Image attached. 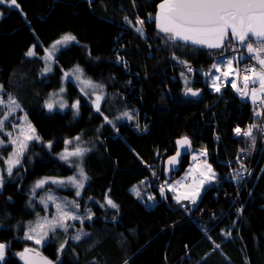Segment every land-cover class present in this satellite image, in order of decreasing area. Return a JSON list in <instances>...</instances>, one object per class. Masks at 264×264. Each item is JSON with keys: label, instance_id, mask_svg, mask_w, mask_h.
Masks as SVG:
<instances>
[{"label": "trees", "instance_id": "trees-1", "mask_svg": "<svg viewBox=\"0 0 264 264\" xmlns=\"http://www.w3.org/2000/svg\"><path fill=\"white\" fill-rule=\"evenodd\" d=\"M17 2L19 9L0 5V85L5 98L10 93L17 99L22 111L16 115H27L43 143L29 146L22 169H14L0 191V243L9 246L4 264H22L17 252L34 244L24 239L27 224L37 219V212L51 216V206L48 213L38 202L35 208L28 206L31 190L38 179L65 180L74 174V166L57 155L77 136L96 142L84 161L89 182L78 199L92 212L81 226L89 235L76 242L71 229H58V239L50 233L41 254L58 264H264V133L257 139L253 129L259 146L253 155L251 138L234 131L251 124L264 128V116L256 117L251 102L230 85L211 92L206 73L222 52L162 45L155 21L148 19L162 0ZM125 16L133 24L137 17L143 19L146 37L126 24ZM65 35L74 36L75 42L59 49L65 48L53 73L43 76L45 49ZM33 46L37 55L28 57ZM76 66L105 86L101 111L115 127L70 81L65 100L70 105L79 100V114L69 106L65 112L46 109L51 94L65 83L63 73ZM187 66L195 72L187 73ZM187 79L192 80L188 87L203 91L201 99L185 97ZM124 112L134 121L117 119ZM182 137L191 139L194 150L207 151L218 173L217 183L204 190L196 205L178 204L168 191L162 197L158 191L164 185L153 173H163L160 164L175 154V142ZM14 150L9 143L0 148L1 166ZM189 157L173 179L182 174ZM147 185L158 202L147 200ZM36 193L38 199L44 190ZM60 194L76 200L73 190ZM65 240L64 251L58 253Z\"/></svg>", "mask_w": 264, "mask_h": 264}, {"label": "snow or ice", "instance_id": "snow-or-ice-1", "mask_svg": "<svg viewBox=\"0 0 264 264\" xmlns=\"http://www.w3.org/2000/svg\"><path fill=\"white\" fill-rule=\"evenodd\" d=\"M0 5L14 7L16 9L20 8L17 0H0ZM0 15H2V13H0ZM148 19L155 21L158 32L162 34L166 45L180 47L190 44L206 49L222 50L228 47L235 52L237 48L232 45L233 41H236L239 46L246 48L250 59L255 60L256 66L242 69L234 68V60L238 65L239 58H225L221 59L219 63L212 65V68L215 69V73H219V75L213 72H209L206 75L211 79L212 87L216 92L221 91V84L217 82L222 81L225 85L230 84L241 97H250L253 105L264 109V0H162L158 6L157 14L154 17L149 16ZM124 20L126 24L134 28L136 33L143 35V26L145 24L143 19L137 17L135 19V24H133V21L127 16L124 17ZM75 39L74 36L65 35L52 45V49H56L57 45L67 46L69 42L75 41ZM34 49L35 46L30 48L26 55L28 57L37 55ZM45 51L47 52V56L43 57V59L54 62L52 51L47 49H45ZM118 62L123 63L122 58H118ZM221 66H223L225 70L222 71ZM188 70L191 71V68ZM43 71L44 73L51 72V64H48ZM241 73H243L242 86L238 87L237 81L241 79ZM70 75H75V80L79 81L84 86L81 88L82 92L85 91V88L91 89V92L86 94L95 95L93 101L95 111L103 116L106 123L115 127L113 120L104 116L101 111V101L104 100V85L95 83L90 78H83L84 73L79 66H76L72 73H63L65 79H68ZM185 83L187 84V80H185ZM250 85H252L251 89ZM60 91L63 92L64 89L61 88ZM0 93H4L3 85H0ZM189 94L192 96H199L200 93L194 91L190 87H186L185 95ZM6 96L7 99H5L4 95H0V115H2V118H0V133H4L6 127L5 121L8 120V117L18 111H22L19 102L14 96L10 93H7ZM45 106L49 112H52L55 107L51 101L47 102ZM59 107L63 109L68 107V105L66 102H60ZM72 108L75 110L74 115H78L80 101L76 100L72 104ZM255 116H264V112L256 111ZM123 117L129 120L132 119V115L128 112H124L122 117H117V119ZM24 119L27 121L26 114ZM261 123H264V121H261ZM11 126L16 127L15 124ZM256 127V124H251L243 133L239 127L235 128L234 131L237 135L242 134L245 137L251 138V144L254 145L255 137L253 136V129ZM260 131L264 133V128H261ZM6 135L11 136L12 133L9 132L6 133ZM75 139L79 141L80 137L77 136ZM34 140L42 142L40 136L36 134V129L32 126L31 122H27L26 126L20 129L19 135L10 141L11 144L16 145V148L6 161V169L0 170V189H3L5 185V174L7 177H12L14 169H22L24 154L28 150L29 142ZM67 143L70 144L72 141H67ZM177 144L181 148L185 146L190 147L191 141L188 137H183L177 141ZM2 147H4V141L0 139V148ZM47 147L50 149L52 147L51 143H48ZM87 151V149L79 146L71 152L66 149L60 155V159L70 165L79 164ZM206 154V152L201 153V155L205 156ZM179 156L180 152L177 151L176 155L171 157L167 163L169 165L176 164ZM72 157L77 159L73 161L70 159ZM192 159L197 160V156L193 155ZM190 173V185L186 186V191L178 193L174 197L178 204H181L183 201H189L190 204L196 205L204 185L211 184L216 179V173L213 171L212 166L206 161L190 169ZM235 178L239 180L242 177L238 174ZM87 180L88 176L82 167L79 168V179L77 176H72L67 181L52 177L38 179L31 190L32 199L29 201L28 206L30 208H35V202H38L43 206L45 213H48L50 206L54 207L55 211L51 218H49L47 214L40 216L37 212V219L34 223H29L28 232L24 235V239L31 240L36 245H42L44 241L48 239L49 233L55 236L58 229L62 233H68L69 229H76V221H79V223L83 225L85 220H91L92 216L90 213L86 215L78 213L80 205L75 200L61 202L53 194V189L45 187L46 185H57L58 187L71 185L77 189L75 195L80 196ZM180 184L181 182L178 181L177 185ZM177 185L170 186L168 190L176 192ZM37 189L44 190V194L38 199L36 193ZM134 191L137 197H140L139 190L134 189ZM160 194L162 196L164 195L163 186L160 189ZM148 199L154 198L149 197ZM107 204L113 209H118V205L111 199L107 200ZM240 211H242V209ZM88 235L89 233L81 228L79 231H75V234L70 238L79 242ZM230 235L231 232L229 231L227 236ZM66 244L67 240L60 244L58 253L64 251ZM8 247V245L0 243V264H4L5 262V255ZM215 247L219 248L220 245L217 244ZM16 255L19 256L24 264H53L52 261L43 257L39 251L31 247H25L23 252L17 253Z\"/></svg>", "mask_w": 264, "mask_h": 264}, {"label": "rangeland", "instance_id": "rangeland-1", "mask_svg": "<svg viewBox=\"0 0 264 264\" xmlns=\"http://www.w3.org/2000/svg\"><path fill=\"white\" fill-rule=\"evenodd\" d=\"M158 12V11H157ZM144 28V27H143ZM157 28V27H156ZM157 32H158V29H157ZM158 35L160 36V37H162V40H161V43H162V45H165V46H168V45H166L165 43H164V39H163V36H162V34H160L159 32H158ZM143 36L144 37H146V32H145V30H144V33H143ZM158 36V37H159ZM73 42H75V41H72V43ZM71 43V44H72ZM233 43H235L234 41H233ZM70 44V45H71ZM232 46H237V45H232ZM62 47H65V46H63V45H57V48L56 49H52V46L50 47V48H48V50H50V51H52V54H53V57H54V62L53 61H47V60H45V59H43L44 61H45V67L48 65V64H51V66H52V71L51 72H48V73H44V71H43V76H48L49 74H51V73H53V71H54V69H55V63H56V58H57V56L60 54V52L63 50V49H65V48H67V47H69V46H67V47H65V48H63V49H61L60 51H59V49L60 48H62ZM172 47V46H171ZM193 47H195V48H201V49H206V48H203V47H196V46H193ZM254 47H255V45H254ZM231 48H228V47H226L225 49H206V50H210V51H217V52H222V54L221 53H219V56L218 57H216L215 58V60H214V62H213V64H217V63H219V61L221 60V59H225V58H229V59H233V58H236L234 55H233V53H232V51L230 50ZM239 49H241V51L243 52L242 53V56H241V59H242V61H244L245 59H246V56L247 57H249V54L247 53V51H246V48H241V47H239ZM59 51V52H58ZM58 52V53H57ZM221 54V55H220ZM47 56V52H46V54H45V56L44 57H46ZM250 59V58H249ZM251 60H254V59H251ZM254 62H255V60H254ZM256 63V62H255ZM234 68H243L244 66H246V67H248V63H246L245 65H243L242 67L238 64H236L235 63V60H234ZM74 69V68H73ZM73 69H69V70H66L65 72H69V73H72V71H73ZM83 70V69H82ZM209 71L207 72V73H209V72H213V73H215V69H213L212 68V66H211V68L210 69H208ZM221 70L223 71V70H225L224 68H223V66H221ZM83 73H84V77L83 78H88L87 77V75L85 74V72L83 71ZM206 73V74H207ZM216 75H219V73H215ZM242 76H243V73H241V79L239 80V81H237V84L239 83V87H241L242 86ZM187 77V76H186ZM188 78V77H187ZM206 83H209V87H210V89H211V92H213V93H220L221 91H222V88L224 87V86H227V85H230V84H227V85H225L222 81H218L217 83H220L221 84V91L220 92H216L215 90H214V88L212 87V82H211V79L206 75ZM63 81L65 82V83H63V85H62V88L64 89V91L63 92H61V91H57V92H54L53 94H51V96L49 97V99H48V101L47 102H49V101H51V102H53V104L55 105V107H54V110L52 111V112H55V111H62V112H65L66 110H68V108L66 107V108H63V109H61L60 107H59V104H60V102H66L67 103V105L69 106V107H72V105H70V103L68 104V102H67V100H65V96H66V94H67V92H68V89H67V82L68 81H70V82H73L77 87H78V89H79V91L81 90V88H83L84 86L79 82V81H77V80H75V75H70L69 76V78L68 79H65L64 78V76H63ZM192 80H189V79H187V87L188 86H190L192 83ZM105 87V86H104ZM251 87H252V85H250V89H251ZM4 88V87H3ZM91 92V89H87V88H85V91H80V93H82L83 95H84V97H87L88 98V100H93L94 101V99H95V95H87L86 93H90ZM6 92H5V88H4V93H0V95H4ZM98 94V93H97ZM103 94H104V99H105V97H106V93H105V89L103 90ZM240 95V94H239ZM89 96H91V98L89 97ZM5 99H7V98H5ZM242 99L244 100V101H246V99L247 100H249L250 102H251V99H250V97H246V99H245V97H242ZM90 100V101H91ZM46 102V103H47ZM102 103H103V100L101 101V105H102ZM251 104H252V102H251ZM46 107V106H45ZM258 106H256V105H253L252 104V108H253V112H254V114H255V112L257 111V108ZM47 109V108H46ZM73 109V108H72ZM73 111H75L74 109H73ZM19 112V111H18ZM18 112H16V113H14L13 115H11V116H9L8 117V122H7V124H5L6 125V127H5V129H4V133H0V139H2L3 141H4V147H5V145H7L8 143L9 144H11L10 143V141L12 140V139H14L17 135H19V132H20V129L22 128V127H25L26 126V124H27V122H31L29 119H28V117H27V121H25V119H24V116H25V114H23V115H20V116H18V115H16ZM1 117L0 118H2V115H0ZM13 116V117H12ZM125 119H127V118H121L120 120H125ZM127 120H129V119H127ZM132 120V119H131ZM7 121V120H6ZM5 121V122H6ZM132 121H134V119L132 120ZM13 124H15L16 125V127H12L11 125H13ZM32 124V123H31ZM257 125V127H259V125H260V127H261V124H256ZM32 126H33V124H32ZM34 127V126H33ZM35 128V127H34ZM9 130H12L11 132L9 131ZM12 133V135L11 136H8V135H6V133ZM36 134H37V132H36ZM38 135V134H37ZM2 137H7L8 139H6L7 141H9V142H7V141H5ZM99 141V140H98ZM34 142H36V143H39V144H42L43 142H40V141H30L29 142V146L30 145H32V144H34ZM12 145V148L13 149H15L16 148V145H13V144H11ZM29 146H28V149H29ZM46 146H47V144H46ZM77 146H79V147H81V148H84V149H87L88 151L85 153V155L83 156V158H82V161L79 163V164H72L73 166H74V174L73 175H71V177L72 176H77V178L79 179V168L80 167H82L83 169H84V172L86 173V171H85V167H84V161H85V158L88 156V154L89 153H91L92 151H95L96 150V142H92V143H90V142H88V141H82L81 140V138H80V140L79 141H77L76 139H73L72 140V143H70L69 145H68V148H67V150L69 151V152H71V151H74L75 150V148L77 147ZM3 148V147H2ZM65 151V150H64ZM63 151V152H64ZM27 152V151H26ZM25 152V153H26ZM63 152H61L60 154H58L57 156L60 158V155L63 153ZM204 152H206L207 154H206V156L205 155H201V153H204ZM193 155H196L197 156V160H193L192 159V157H193ZM208 157H209V155H208V152L207 151H205V150H203V149H195L192 153H191V155H190V157H189V161H190V163L184 168V171L182 172V174L180 175V176H176L172 181H163V180H161V176H163V173H159V171H154L153 173H154V175L156 174L157 176H158V181H160V182H157V183H159V184H163L164 186V195L162 196L161 194V196L162 197H165V194H166V191H168L170 194H172V196L173 197H175V195L176 194H178V193H182V192H184V191H186V186L187 185H190V183H191V173H190V169H193L197 164H203L205 161H206V159H208ZM71 160H76L77 158H75V157H72V158H70ZM199 159H205V161L204 162H201V163H198L197 161L199 160ZM8 160V159H7ZM6 160V161H7ZM61 160V159H60ZM63 161V160H62ZM208 164H210L211 166H212V164L207 160L206 161ZM160 166H162L163 167V163L162 164H160ZM6 167H7V163H5V166H1L0 165V170H3V169H6ZM212 169H213V171L216 173V179H215V181L214 182H212L211 184H205L204 185V187L201 189V194H200V197H201V195H202V193L204 192V190L206 189V188H208V187H210L212 184L213 185H215L216 183H217V178H218V173L216 172V170L214 169V167L212 166ZM86 175L88 176V174L86 173ZM70 178V177H69ZM68 178V179H69ZM6 179H7V176H6V174H5V183H6ZM68 179H65V181H67ZM178 181H180L181 182V184L180 185H177V182ZM89 182V176H88V180H87V182L85 183V185L87 184ZM172 185H177V191L176 192H172V191H169L168 190V188L170 187V186H172ZM148 187H149V185H147V186H145V189H146V192H148V198L149 197H153L154 199H147L149 202H153V203H156V202H158L159 201V199H158V196H157V194L155 193V192H153V188L151 187V189H148ZM49 188H51V189H53V194L58 198V200H60L61 202H64V201H73V199H71V198H69V197H67V196H62L61 194H60V191H62V190H64V191H69V190H73V191H75V193H76V191H77V189L75 188V187H73V186H71V185H66V186H64V187H58L57 185H52L51 187H49ZM0 191H2V189H0ZM83 191V190H82ZM82 191H81V193H82ZM151 192V193H150ZM158 192H160V190L158 191ZM44 194V193H43ZM81 196V195H80ZM80 196H76V202L77 203H79L78 202V199L80 198ZM200 197H199V199H200ZM198 199V200H199ZM174 200H175V198H174ZM197 200V201H198ZM175 202H176V200H175ZM190 204V202L189 201H183L182 203H181V205H189ZM80 205V204H79ZM190 205H192V204H190ZM52 207V206H51ZM53 208V211H51V216H52V214L54 213V211H55V209H54V207H52ZM48 212H49V210H48ZM78 213L79 214H81V215H86V214H92V212H91V209H89L88 207H85V208H83V207H79V209H78ZM51 216H49V218H51ZM92 216V215H91ZM36 221V219L34 220V221H32L33 223ZM86 221V220H85ZM30 223V222H29ZM29 223L27 224V228H28V226H29ZM69 223H71V222H69ZM76 223V229L75 230H73V229H71L72 230V233H71V236H73L74 234H75V231H79L80 230V228H81V226H83V225H81L80 223H79V221H76L75 222ZM27 232H28V230H27ZM50 234V233H49ZM227 236V235H226ZM49 237V236H48ZM54 238L55 239H58V235L56 234L55 236H54ZM46 241H44V243H45ZM61 242H62V240H61ZM44 243L42 244V245H36L35 243L32 245V246H28V247H31V248H34L35 250H37V251H39L40 252V248L44 245ZM17 253H20V252H17ZM6 255H7V250H6ZM6 255H5V257H6ZM56 262V264H58V262L57 261H55Z\"/></svg>", "mask_w": 264, "mask_h": 264}, {"label": "water", "instance_id": "water-1", "mask_svg": "<svg viewBox=\"0 0 264 264\" xmlns=\"http://www.w3.org/2000/svg\"><path fill=\"white\" fill-rule=\"evenodd\" d=\"M236 44H237V42L236 41H234ZM190 45V44H189ZM238 45V44H237ZM191 46H194V45H191ZM196 47H199V46H196ZM241 47V46H240ZM241 48H243V47H241ZM239 58V57H238ZM238 85V87H239V83L237 84ZM194 91H197V90H194ZM200 94H199V96H192V95H185V97L187 98V99H191V100H194V101H197V100H199V99H201V97H202V95H203V91H198ZM246 101H248L247 99H246ZM183 138V137H182ZM182 138H180V139H182ZM180 139H178V140H180ZM190 141H191V139L190 138H188ZM177 140V141H178ZM177 141L175 142V146H176V152L177 151H179L180 152V156L177 158L178 159V162L176 163V164H174V165H169L168 163H167V161L171 158V157H173V156H175L176 155V152H175V154H173V155H171L170 157H168L165 161H164V163H163V177H164V179L166 180V181H172L173 180V177L175 176V175H177L178 173H180V171H181V168H182V164H183V162H184V160H185V158L186 157H188V156H190L191 155V153L194 151V145H193V143H192V141H191V146L190 147H188V146H185L184 148H181L178 144H177ZM41 254V253H40ZM43 257H46V258H48L47 256H45L44 254H41ZM50 261H52L53 262V264H56L53 260H51L50 258H48ZM21 260V259H20ZM21 263L22 264H24V262L21 260Z\"/></svg>", "mask_w": 264, "mask_h": 264}, {"label": "built area", "instance_id": "built-area-1", "mask_svg": "<svg viewBox=\"0 0 264 264\" xmlns=\"http://www.w3.org/2000/svg\"><path fill=\"white\" fill-rule=\"evenodd\" d=\"M234 45H237L236 43H233ZM233 47H236L237 48V51H235V52H233L231 49V51H232V53H233V55L236 57V58H238L239 57V59L242 61V59H241V56H242V51H241V49H239V45H237V46H233ZM250 57H247L246 56V59L244 60V61H242V64L240 65L241 67L243 66V65H245L246 63H248V68H251L252 66H256V63L254 62V60H251V59H249ZM246 66H244L243 68H245ZM189 68H191V71H189L188 69ZM242 69V68H241ZM186 72L187 73H194L195 72V69L192 67V66H187L186 67ZM257 109V111H261V112H264V109H261V108H259V107H257L256 108ZM263 117V116H262ZM247 129V128H246ZM246 129H244V130H242V133H243V131H245ZM260 129H261V127H260V125H259V127H256L255 128V130H257L258 131V133H257V139H259V137H260V135H262L261 134V131H260ZM241 136H244V135H242L241 134ZM258 151H259V146H258V144L255 142V144L254 145H252V153H253V155H256L257 153H258ZM205 161V159H199L197 162L198 163H201V162H204Z\"/></svg>", "mask_w": 264, "mask_h": 264}, {"label": "clouds", "instance_id": "clouds-1", "mask_svg": "<svg viewBox=\"0 0 264 264\" xmlns=\"http://www.w3.org/2000/svg\"><path fill=\"white\" fill-rule=\"evenodd\" d=\"M239 61H240V59H239ZM208 159H206V161H207ZM209 161V160H208Z\"/></svg>", "mask_w": 264, "mask_h": 264}, {"label": "crops", "instance_id": "crops-1", "mask_svg": "<svg viewBox=\"0 0 264 264\" xmlns=\"http://www.w3.org/2000/svg\"><path fill=\"white\" fill-rule=\"evenodd\" d=\"M245 99H246V97H245Z\"/></svg>", "mask_w": 264, "mask_h": 264}]
</instances>
